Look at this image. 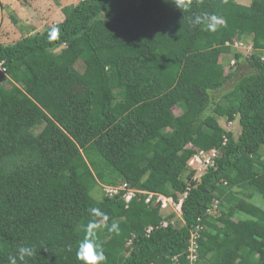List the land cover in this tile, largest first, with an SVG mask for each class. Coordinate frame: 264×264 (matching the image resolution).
<instances>
[{
	"label": "trees",
	"instance_id": "16d2710c",
	"mask_svg": "<svg viewBox=\"0 0 264 264\" xmlns=\"http://www.w3.org/2000/svg\"><path fill=\"white\" fill-rule=\"evenodd\" d=\"M184 3L80 0L60 22L0 43V264L20 246L36 254L17 264H84L89 223L102 264H264V206L252 201L264 198V0ZM204 14L224 23H194ZM241 60L249 74L237 75ZM212 148L214 165L194 179L188 160ZM123 182L140 191L128 203L91 195ZM147 192L182 199L180 215Z\"/></svg>",
	"mask_w": 264,
	"mask_h": 264
},
{
	"label": "rangeland",
	"instance_id": "374dc122",
	"mask_svg": "<svg viewBox=\"0 0 264 264\" xmlns=\"http://www.w3.org/2000/svg\"><path fill=\"white\" fill-rule=\"evenodd\" d=\"M80 0H0L1 11V23H0V43L11 44L17 40L26 36L27 34H35L36 32L43 31L49 25H53L60 22L64 16L61 8L68 4H76ZM239 3L249 4L251 0H238ZM246 44L243 41H239ZM241 52H245L244 49H239ZM75 68L79 71L83 70V64L78 61L75 64ZM251 69L247 64L241 60V66L238 69L237 75L242 76L249 74ZM235 83V78L228 80L225 85L217 92L213 93L214 98H220L222 94L228 91ZM175 115L180 114V110L174 108ZM220 125L225 126L228 130L233 131L235 136L239 132V128L236 122L233 124H227L223 119L219 121ZM191 147V146H188ZM118 183L117 185H119ZM99 184L91 191V195L99 199L102 192ZM110 186V185H109ZM114 186V185H111ZM104 187V186H102ZM255 204H261L264 206V198L252 199ZM171 209L165 212L169 214Z\"/></svg>",
	"mask_w": 264,
	"mask_h": 264
},
{
	"label": "built area",
	"instance_id": "2783aa9c",
	"mask_svg": "<svg viewBox=\"0 0 264 264\" xmlns=\"http://www.w3.org/2000/svg\"><path fill=\"white\" fill-rule=\"evenodd\" d=\"M233 47L237 48L238 50L244 49L245 53H248L252 50L250 45L244 44L237 40L233 42ZM230 65H234V61H231ZM5 73H6V69L2 66V63L0 62V75L2 74L5 75ZM224 141H225V138H224ZM218 154H219L218 149L212 148L209 151L199 150L198 152H195L192 155V157L188 160V165L193 170H195L194 179L201 177V175H203L209 167H212L214 165V159L218 156ZM101 191H102L103 196L105 197H114L115 195L122 192V198L124 199L126 203H128L133 197L137 195V193L140 192L134 188L129 187L128 184L125 182L119 185H116V186H104L101 188ZM146 194H147V198L145 199V202H149L153 197H155L154 201L156 204H159L160 210L162 212L165 213L166 211H168V209H171L172 212L177 213V216L180 215L182 199H180L178 202H175L172 198L166 197L161 194L150 193V192H147ZM184 196H186V194H184ZM217 205H218V201L214 200L213 207L216 208ZM166 225H167L166 222H161V226H166ZM150 230H151V227H148L146 229L147 233H149ZM197 235H198L197 232H194L191 234V239L189 240L190 244L187 249L188 251L187 258L189 259L191 263H194L197 258V253H196L197 245L195 241ZM130 243L131 241H128L127 245H130ZM174 259L176 260V257H174Z\"/></svg>",
	"mask_w": 264,
	"mask_h": 264
},
{
	"label": "clouds",
	"instance_id": "9594fccd",
	"mask_svg": "<svg viewBox=\"0 0 264 264\" xmlns=\"http://www.w3.org/2000/svg\"><path fill=\"white\" fill-rule=\"evenodd\" d=\"M178 3L184 8L189 7L187 3H184V0H178ZM204 22H207L206 26L210 31H216L217 27L224 23V21L215 14H204L203 16H197L194 21V23L196 24H201ZM59 31L60 29L58 27H54L51 30L52 34H57L59 33ZM102 186H109V185L101 184L100 187L102 188ZM90 211L94 216H103L105 220L108 219L107 215L105 213H102L98 208H91ZM97 227L98 225H96L95 223H89V225H87V228L85 230L84 238L78 244L76 255L79 260L84 262V264H102V262L106 260V256L104 254L102 245L98 243V241L95 239L94 230ZM107 227L109 232L119 235L120 229L117 223L113 222L111 223L110 226ZM35 254H36V249L33 246H20L17 250V255L10 256L9 261L10 264H17V259H19L20 261H24L25 258H31Z\"/></svg>",
	"mask_w": 264,
	"mask_h": 264
},
{
	"label": "crops",
	"instance_id": "0c3cea01",
	"mask_svg": "<svg viewBox=\"0 0 264 264\" xmlns=\"http://www.w3.org/2000/svg\"><path fill=\"white\" fill-rule=\"evenodd\" d=\"M258 204V203H257ZM259 205V204H258Z\"/></svg>",
	"mask_w": 264,
	"mask_h": 264
}]
</instances>
